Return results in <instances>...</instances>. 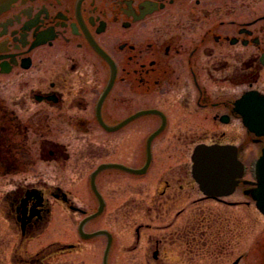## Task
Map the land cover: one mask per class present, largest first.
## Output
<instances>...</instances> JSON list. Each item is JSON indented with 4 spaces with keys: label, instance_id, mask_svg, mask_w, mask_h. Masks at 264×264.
<instances>
[{
    "label": "flooded vegetation",
    "instance_id": "af4514ba",
    "mask_svg": "<svg viewBox=\"0 0 264 264\" xmlns=\"http://www.w3.org/2000/svg\"><path fill=\"white\" fill-rule=\"evenodd\" d=\"M263 54L264 0H0V166L16 165L11 158L29 149L28 137H37L41 126L51 122L50 135L72 136L87 134L96 122L114 135L120 151L101 164L141 170L100 172L96 186L99 175L114 171L134 183L125 184L129 193L114 192L113 200L110 191L98 189L101 209L94 196L97 206L88 214L59 187L47 193L26 186L19 196L16 188L8 191L2 213L19 239L10 263L57 264L59 255L81 250L77 242L52 243L34 256L22 250L51 222V197L82 219L98 211L93 220L130 218L131 242L118 251L132 264H218L220 257L241 264L245 252L235 253V240L244 234L234 227L232 194H203L191 175L190 154L202 143L236 145L248 174L245 147L233 139L239 118L234 89L264 95ZM112 69L113 85L102 98ZM12 88L20 95L11 96ZM190 145L188 161L172 164L175 147L185 153ZM53 148L66 150L58 143ZM123 148L131 154L123 155ZM250 182L244 177L236 187L247 198ZM80 221L76 234L86 242ZM91 221L84 233H92L85 232ZM99 230L109 233L95 237L106 239L101 259L106 252L109 264L116 237L105 228L93 232ZM261 235L258 260L264 264V227Z\"/></svg>",
    "mask_w": 264,
    "mask_h": 264
},
{
    "label": "rangeland",
    "instance_id": "374dc122",
    "mask_svg": "<svg viewBox=\"0 0 264 264\" xmlns=\"http://www.w3.org/2000/svg\"><path fill=\"white\" fill-rule=\"evenodd\" d=\"M259 85L264 86V71L261 74ZM247 88H235V98H239L243 91ZM9 93L14 96H19V89L12 88ZM0 96H4L0 89ZM129 110H123V114ZM200 122H205L204 114H200ZM206 129V123H202ZM198 125V123H197ZM37 128L39 134L29 136L27 145L28 150H21L18 158H11V161L16 162L10 168H13L10 174L9 169L0 166V264H11L9 257L11 251L19 244V239L16 236L14 229L8 225L2 213V198L8 191L17 189L16 195L19 196L21 189L26 186H36L44 189L47 193L52 188H61L68 192L72 200V204L78 208L91 212L96 206L97 201L89 187V176L91 172L102 162L115 160L118 158V153L114 144V135H105L96 122L92 123V128L87 134L72 135V136H53L50 135L52 123L48 126ZM42 130V131H41ZM245 128L239 118L235 120L234 140L236 144L242 142L244 148L243 155L246 158L248 174L245 178L253 180V162L259 155L260 147L263 141L258 140L251 134H246ZM106 140V141H104ZM105 142V143H104ZM64 144L66 150L58 152L53 148V144ZM106 144V145H105ZM191 145L186 146V152L182 153L181 146H177L172 151L171 163L175 164L179 161H188ZM2 148V144H1ZM61 151V152H60ZM50 152H53L50 154ZM121 152L130 153L127 149H122ZM128 153V154H129ZM21 154V156H19ZM5 154L0 153V160H4ZM13 157V156H12ZM21 163H18L20 162ZM24 161V162H22ZM122 185H118L121 184ZM134 183L132 178L123 177L119 172H105L98 176L97 187L103 188V192L110 191V198L113 200L114 192L129 193L125 184ZM119 186V187H118ZM252 187V185H250ZM131 188V187H130ZM240 186L235 192L227 198L235 202L230 208V213L234 216V227L244 234L239 241L235 240V250L237 252H245V260L241 264H260L259 257L261 256L262 230L264 227V217L255 208L254 202L240 194ZM110 189V190H109ZM15 193H11L13 198ZM49 197V196H48ZM49 202L52 207V220L49 225L38 236L26 242L23 250L25 254L32 255L38 250L52 243L68 244L77 242L80 244L81 250L78 252H69L59 255L54 260L57 264H101L102 252L105 247L106 239L93 238L83 242L76 234L77 224L82 219L81 214H70L61 204L49 197ZM112 209L115 207V202L112 201ZM221 208V205H218ZM57 218V219H56ZM119 219V218H118ZM116 217H106L105 219H96L85 226V232H93L97 229L105 228L112 231L116 241L113 242L109 264H132L130 255H120V244L128 245L130 243V233L127 231L130 224V218H120L117 222ZM240 233V232H239ZM24 254V255H25ZM26 256V255H25ZM116 256H122L124 259L121 263L115 262ZM218 264H228L227 258H219Z\"/></svg>",
    "mask_w": 264,
    "mask_h": 264
},
{
    "label": "water",
    "instance_id": "95a60500",
    "mask_svg": "<svg viewBox=\"0 0 264 264\" xmlns=\"http://www.w3.org/2000/svg\"><path fill=\"white\" fill-rule=\"evenodd\" d=\"M262 61H264V55ZM113 78L114 76L112 75L107 90L102 98L105 97L106 93L111 88ZM234 111L242 117V122L249 131L254 132L257 136H264V96L256 91L246 92L235 102ZM133 118L134 117L126 119L121 125H125ZM191 160L193 163L192 176L199 185L200 190L205 194L226 195L231 193L237 183L236 179L242 175L243 167L236 158V148L233 146L198 145L193 151ZM113 167L131 173H139V170L125 168L120 165L99 166L91 176V188L100 202V196L96 191L94 179L101 170ZM254 172L256 179L255 187L248 193L255 201L257 209L264 215V150L263 156L254 164ZM95 216H97V214L86 218L84 222H82L80 229L83 223ZM99 234L106 233L96 232L93 234H82V237L91 238ZM109 244L110 239L108 240V246Z\"/></svg>",
    "mask_w": 264,
    "mask_h": 264
},
{
    "label": "trees",
    "instance_id": "16d2710c",
    "mask_svg": "<svg viewBox=\"0 0 264 264\" xmlns=\"http://www.w3.org/2000/svg\"><path fill=\"white\" fill-rule=\"evenodd\" d=\"M12 169H13V168L10 169V172H13Z\"/></svg>",
    "mask_w": 264,
    "mask_h": 264
}]
</instances>
